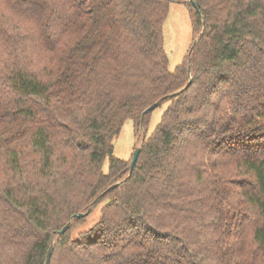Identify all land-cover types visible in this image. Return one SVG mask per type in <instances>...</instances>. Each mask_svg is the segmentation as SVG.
Returning <instances> with one entry per match:
<instances>
[{
  "label": "trees",
  "instance_id": "16d2710c",
  "mask_svg": "<svg viewBox=\"0 0 264 264\" xmlns=\"http://www.w3.org/2000/svg\"><path fill=\"white\" fill-rule=\"evenodd\" d=\"M193 1L0 0V264H264V0ZM167 94L127 177L113 139Z\"/></svg>",
  "mask_w": 264,
  "mask_h": 264
},
{
  "label": "rangeland",
  "instance_id": "374dc122",
  "mask_svg": "<svg viewBox=\"0 0 264 264\" xmlns=\"http://www.w3.org/2000/svg\"><path fill=\"white\" fill-rule=\"evenodd\" d=\"M196 35L197 32L191 30V22L185 4L177 1H170L162 25L163 48L168 57L169 69H173L177 64L182 62ZM166 104L167 102L164 101L150 110L147 126L144 125L138 130L133 129L131 119H126L113 139L112 154L126 160L129 164L134 147L141 143L140 140L142 132L145 133V127H147V131L154 127L160 119ZM100 205L101 203L96 206H91L84 220L80 222L73 231L92 224L98 217Z\"/></svg>",
  "mask_w": 264,
  "mask_h": 264
},
{
  "label": "water",
  "instance_id": "95a60500",
  "mask_svg": "<svg viewBox=\"0 0 264 264\" xmlns=\"http://www.w3.org/2000/svg\"><path fill=\"white\" fill-rule=\"evenodd\" d=\"M191 2V4L194 6V8L198 11V7L196 6L195 2L193 0H189ZM197 38H195L193 40V44L196 42ZM170 94H167L159 99H157L156 101L152 102L150 105H148L141 113V119L142 117L144 116V114L150 110H152L153 108H155L161 101V99H163L164 97H167L169 96ZM139 150H140V146L139 145H136L133 149V153H132V156H131V160H130V164H129V170H128V173H127V177L130 175L132 169H133V166L136 162V159H137V156H138V153H139ZM116 185V183L110 185L109 187H107L102 193L108 191L109 189H111L112 187H114ZM90 207L91 205L85 210V211H80V212H76V213H73L72 214V217H75V218H78V217H81V216H84L86 215L89 211H90ZM69 222L70 221H67L59 230L58 232H64L66 230V228L68 227L69 225ZM51 250H52V244L49 246L47 252H46V256H45V261H44V264H48V261H49V258H50V255H51Z\"/></svg>",
  "mask_w": 264,
  "mask_h": 264
}]
</instances>
